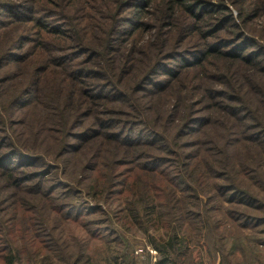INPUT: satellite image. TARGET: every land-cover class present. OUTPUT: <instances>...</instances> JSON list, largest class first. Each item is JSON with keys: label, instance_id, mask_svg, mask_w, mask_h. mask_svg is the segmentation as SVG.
I'll return each mask as SVG.
<instances>
[{"label": "trees", "instance_id": "obj_1", "mask_svg": "<svg viewBox=\"0 0 264 264\" xmlns=\"http://www.w3.org/2000/svg\"><path fill=\"white\" fill-rule=\"evenodd\" d=\"M96 240L264 264V0H0V264Z\"/></svg>", "mask_w": 264, "mask_h": 264}, {"label": "rangeland", "instance_id": "obj_2", "mask_svg": "<svg viewBox=\"0 0 264 264\" xmlns=\"http://www.w3.org/2000/svg\"><path fill=\"white\" fill-rule=\"evenodd\" d=\"M256 190H258L255 187ZM220 219L223 220L222 223H220L219 225V230L223 233V235L229 237V236H237L238 234H250L254 231L249 230V229H241L240 227H237L236 225L232 224L231 222H229L225 217L222 218V216H220ZM130 238H134L137 240H140L141 246H138L136 248V252H137V256H138V260L143 263V261L145 260V256L147 254V252L150 253L151 255V260L153 261L154 258L157 256V253L151 249V247L149 245H147V242L145 240V236L143 235V232L141 230H137L136 232L134 231H126ZM159 234H161L160 231H158ZM142 241V242H141ZM146 244H145V243ZM142 243H144L145 248L142 247ZM230 243V242H228ZM227 244V247L229 246ZM110 247H106L105 244L101 241V240H96V241H91L88 245V253L90 255H92L94 261L97 263L99 260H106V258L108 257L107 252L110 250ZM149 250V251H148ZM255 255H253L252 253H250V250L248 248L242 250V249H238L236 251V256L234 257V260L237 262H243V264H245L244 262L248 263V264H256L255 261ZM259 256L261 258H264V245L260 246V253ZM110 261V259H109ZM100 264H104L103 262ZM106 264L108 263V260H106Z\"/></svg>", "mask_w": 264, "mask_h": 264}]
</instances>
